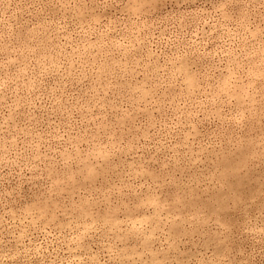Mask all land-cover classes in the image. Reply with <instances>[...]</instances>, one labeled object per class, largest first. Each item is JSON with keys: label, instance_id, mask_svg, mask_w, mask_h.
<instances>
[{"label": "rangeland", "instance_id": "obj_1", "mask_svg": "<svg viewBox=\"0 0 264 264\" xmlns=\"http://www.w3.org/2000/svg\"><path fill=\"white\" fill-rule=\"evenodd\" d=\"M0 264H264V0H0Z\"/></svg>", "mask_w": 264, "mask_h": 264}]
</instances>
